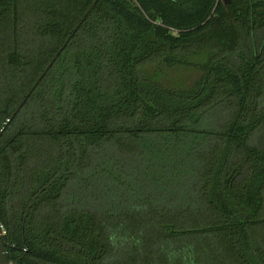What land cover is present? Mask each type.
<instances>
[{
	"label": "trees",
	"instance_id": "trees-1",
	"mask_svg": "<svg viewBox=\"0 0 264 264\" xmlns=\"http://www.w3.org/2000/svg\"><path fill=\"white\" fill-rule=\"evenodd\" d=\"M0 224L11 264H264V0H0Z\"/></svg>",
	"mask_w": 264,
	"mask_h": 264
},
{
	"label": "water",
	"instance_id": "water-1",
	"mask_svg": "<svg viewBox=\"0 0 264 264\" xmlns=\"http://www.w3.org/2000/svg\"><path fill=\"white\" fill-rule=\"evenodd\" d=\"M224 2H225V4H228L229 5V4L232 3V0H224ZM93 8H94V5L88 10V12L83 17L82 21L77 25V27L74 30V33L77 32V30L80 28V26L82 25V23L86 20V18L88 17V15L90 14V12L92 11ZM70 38L60 48V50L58 51V53L55 55V57L52 59V61L49 63V65L46 67L45 71L42 73V75L36 81L35 85L31 89V91L28 93V95L25 97V99L20 103V105L18 106V108L16 109V111L13 113V115L11 117V120H13L16 117V115L20 112V110L22 109L23 105L25 104V102L27 101V99L30 97V95L32 94V92L35 90V88L37 87V85L44 78V76L49 71V69L53 66V64L57 60L59 54L65 49V47L67 46ZM11 120H9V122H11ZM0 264H11V262L9 260V257H8V253H7L6 234L4 233L1 224H0Z\"/></svg>",
	"mask_w": 264,
	"mask_h": 264
},
{
	"label": "rangeland",
	"instance_id": "rangeland-1",
	"mask_svg": "<svg viewBox=\"0 0 264 264\" xmlns=\"http://www.w3.org/2000/svg\"><path fill=\"white\" fill-rule=\"evenodd\" d=\"M175 76L183 80H189V83L195 81L198 78V74L190 70L182 71L180 73H177Z\"/></svg>",
	"mask_w": 264,
	"mask_h": 264
}]
</instances>
